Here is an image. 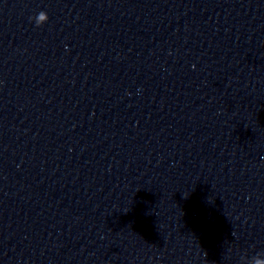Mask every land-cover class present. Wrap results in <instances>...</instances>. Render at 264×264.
<instances>
[{"label": "water", "instance_id": "95a60500", "mask_svg": "<svg viewBox=\"0 0 264 264\" xmlns=\"http://www.w3.org/2000/svg\"><path fill=\"white\" fill-rule=\"evenodd\" d=\"M257 255L264 0H0V264Z\"/></svg>", "mask_w": 264, "mask_h": 264}, {"label": "clouds", "instance_id": "9594fccd", "mask_svg": "<svg viewBox=\"0 0 264 264\" xmlns=\"http://www.w3.org/2000/svg\"><path fill=\"white\" fill-rule=\"evenodd\" d=\"M35 22L39 25L47 20V14L41 11L36 17H34ZM248 264H264V258L260 255L253 257Z\"/></svg>", "mask_w": 264, "mask_h": 264}]
</instances>
